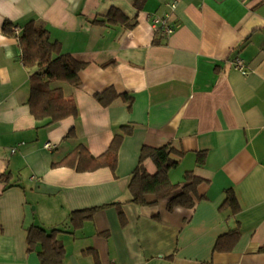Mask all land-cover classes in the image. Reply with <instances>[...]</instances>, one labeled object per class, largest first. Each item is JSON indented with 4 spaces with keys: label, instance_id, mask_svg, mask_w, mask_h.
I'll return each mask as SVG.
<instances>
[{
    "label": "crops",
    "instance_id": "obj_1",
    "mask_svg": "<svg viewBox=\"0 0 264 264\" xmlns=\"http://www.w3.org/2000/svg\"><path fill=\"white\" fill-rule=\"evenodd\" d=\"M134 1L0 0V264H41L31 227L58 231L62 264H264V0ZM166 15L171 34L151 24ZM5 22L20 33L34 22L84 64L77 87L51 84L74 99L76 119L31 114L34 69ZM107 89L117 98L104 106L96 95ZM121 126L132 131L114 170L63 163L79 147L104 154ZM167 145L182 153L171 184L187 172L202 180L194 206L131 203L142 147ZM141 166L157 171L149 158ZM90 209L75 227L72 213Z\"/></svg>",
    "mask_w": 264,
    "mask_h": 264
},
{
    "label": "trees",
    "instance_id": "obj_2",
    "mask_svg": "<svg viewBox=\"0 0 264 264\" xmlns=\"http://www.w3.org/2000/svg\"><path fill=\"white\" fill-rule=\"evenodd\" d=\"M138 4L139 0H135L134 5L138 6ZM116 14L117 11L112 10L109 15ZM3 32L7 36H13L12 25L5 22ZM16 38L21 47L23 66L30 70L34 69L29 77L31 91L28 103L31 114L36 120L49 119L48 124L69 117L76 119L78 108L74 99L72 97L65 98L62 90L53 88L51 84L53 82H64L72 87H77L80 82L78 74L84 64L76 61L71 55L62 53L60 44L50 41L48 31L34 22L26 24L22 32L18 36L16 35ZM110 90L112 89H107L96 95L99 103L104 106L109 105L117 98L115 94L109 99H105ZM131 131L130 126H121L107 151L98 157L87 155L85 149L79 147L71 154V159L63 163L74 167L78 171L95 170L103 167L114 170L121 141L124 136L130 135ZM181 155L182 153L174 150L169 145L160 148L142 147L139 166L133 171L128 184V192L131 196L130 202L136 205H147L150 204L147 197L152 195L155 196L156 201L166 199L168 210L177 206L192 208L197 199L196 188L202 180L193 176L191 172L185 174L184 182L180 185H173L168 179L169 170L175 168L178 164L176 157H181ZM147 158L154 162L157 168L155 174H148L142 168L141 164ZM200 160L201 157L199 156L198 161ZM227 202L231 205L236 204L233 196H229ZM95 210L74 212L71 215V221L75 227H80L81 223L90 218ZM57 232L52 230L47 233L38 227H31L27 231L28 250L33 251L37 244L41 245V251L38 253L41 264H62L64 249L55 240ZM237 235L238 232L235 230L229 232L225 237L219 238L215 249H227L223 242L226 239H233Z\"/></svg>",
    "mask_w": 264,
    "mask_h": 264
},
{
    "label": "built area",
    "instance_id": "obj_3",
    "mask_svg": "<svg viewBox=\"0 0 264 264\" xmlns=\"http://www.w3.org/2000/svg\"><path fill=\"white\" fill-rule=\"evenodd\" d=\"M171 9L174 8V4L170 5ZM152 27L155 31H161L164 34H171L174 30L173 26L169 24L168 22V15L164 16V17H158V16H154L152 18ZM13 33L15 35H18L20 33V29L19 28H13L12 29ZM233 67L238 70L241 74L246 75L247 72L244 69L243 66V62L239 59H236L233 62ZM44 148L48 149V150H52L55 148V146H53L51 143L47 142L44 144Z\"/></svg>",
    "mask_w": 264,
    "mask_h": 264
}]
</instances>
